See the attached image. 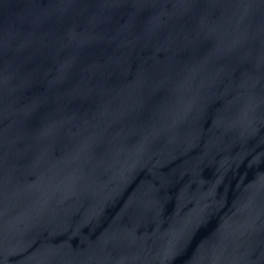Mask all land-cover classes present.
<instances>
[{
	"label": "water",
	"instance_id": "95a60500",
	"mask_svg": "<svg viewBox=\"0 0 264 264\" xmlns=\"http://www.w3.org/2000/svg\"><path fill=\"white\" fill-rule=\"evenodd\" d=\"M0 264H264V0H0Z\"/></svg>",
	"mask_w": 264,
	"mask_h": 264
}]
</instances>
